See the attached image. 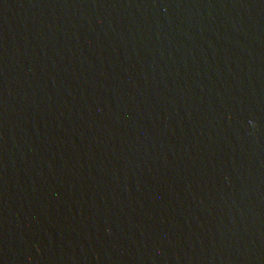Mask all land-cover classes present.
<instances>
[{"label":"water","instance_id":"obj_1","mask_svg":"<svg viewBox=\"0 0 264 264\" xmlns=\"http://www.w3.org/2000/svg\"><path fill=\"white\" fill-rule=\"evenodd\" d=\"M0 264H264V0H0Z\"/></svg>","mask_w":264,"mask_h":264}]
</instances>
